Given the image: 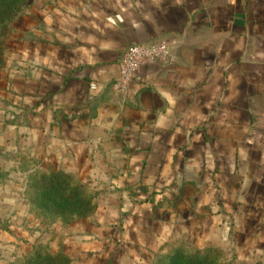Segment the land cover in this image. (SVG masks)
<instances>
[{"label":"crops","instance_id":"obj_1","mask_svg":"<svg viewBox=\"0 0 264 264\" xmlns=\"http://www.w3.org/2000/svg\"><path fill=\"white\" fill-rule=\"evenodd\" d=\"M51 18L26 58L60 158L97 138L114 180L212 182L264 213V0H79ZM161 41L174 61L144 62L118 93L128 47Z\"/></svg>","mask_w":264,"mask_h":264},{"label":"rangeland","instance_id":"obj_2","mask_svg":"<svg viewBox=\"0 0 264 264\" xmlns=\"http://www.w3.org/2000/svg\"><path fill=\"white\" fill-rule=\"evenodd\" d=\"M70 1L79 3L0 0V264H171L180 254L207 264H264V213L216 197L226 192L212 182L114 180L113 157L103 159L99 139L85 136L77 140L90 149L78 147L76 163L59 157L54 123L28 83L35 60L26 52H35L54 8ZM138 195L150 199L127 208Z\"/></svg>","mask_w":264,"mask_h":264},{"label":"built area","instance_id":"obj_3","mask_svg":"<svg viewBox=\"0 0 264 264\" xmlns=\"http://www.w3.org/2000/svg\"><path fill=\"white\" fill-rule=\"evenodd\" d=\"M146 61L167 64L174 61V54L169 44L165 41L152 44H132L121 58L118 76L113 84L114 89L118 92L126 93L135 73ZM91 88L96 89L97 85L93 83ZM261 123L264 127V115Z\"/></svg>","mask_w":264,"mask_h":264},{"label":"trees","instance_id":"obj_4","mask_svg":"<svg viewBox=\"0 0 264 264\" xmlns=\"http://www.w3.org/2000/svg\"><path fill=\"white\" fill-rule=\"evenodd\" d=\"M53 174L54 175H59L60 173H53ZM170 261H172L171 264H205L206 263L205 261H202V260L198 261V260H195V259H192V258H186L182 254H180L179 256L177 255V257H175V258H171Z\"/></svg>","mask_w":264,"mask_h":264}]
</instances>
